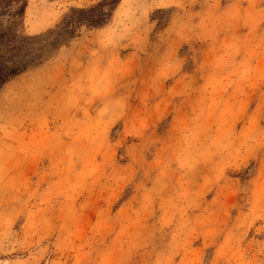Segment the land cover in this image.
Instances as JSON below:
<instances>
[{"label": "rangeland", "instance_id": "obj_1", "mask_svg": "<svg viewBox=\"0 0 264 264\" xmlns=\"http://www.w3.org/2000/svg\"><path fill=\"white\" fill-rule=\"evenodd\" d=\"M0 264H264V0H121L6 84Z\"/></svg>", "mask_w": 264, "mask_h": 264}, {"label": "trees", "instance_id": "obj_2", "mask_svg": "<svg viewBox=\"0 0 264 264\" xmlns=\"http://www.w3.org/2000/svg\"><path fill=\"white\" fill-rule=\"evenodd\" d=\"M121 0H104L88 10H74L60 26L46 37H26L19 34L28 0H0V91L12 79L31 67L48 61L62 46L78 37L79 29L106 25Z\"/></svg>", "mask_w": 264, "mask_h": 264}]
</instances>
